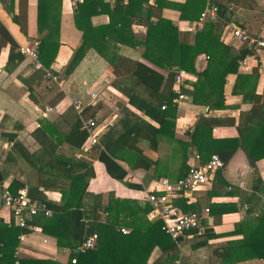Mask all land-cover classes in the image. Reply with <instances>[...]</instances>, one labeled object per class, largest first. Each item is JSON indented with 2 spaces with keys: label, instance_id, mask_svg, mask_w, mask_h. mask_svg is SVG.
Segmentation results:
<instances>
[{
  "label": "crops",
  "instance_id": "1",
  "mask_svg": "<svg viewBox=\"0 0 264 264\" xmlns=\"http://www.w3.org/2000/svg\"><path fill=\"white\" fill-rule=\"evenodd\" d=\"M212 1L221 7L220 11L229 14L225 18L228 23L241 24L240 28L264 38V0ZM185 2L138 0L128 6L115 0L113 4L102 3L93 8L74 7L68 0H0V189L7 187L14 191L17 186L25 189L27 184H32L45 201L59 204V192L67 182L44 169L41 158L43 152H54V156L91 167L93 177L86 186L89 197L84 203V222L93 217L102 221L105 214L91 213L95 196H101L102 203L110 195L143 204L145 190L151 183L159 179L175 182L190 166L202 162L190 138L198 120L211 124V141L238 137L237 126L244 124L245 116L254 106L257 114L258 98L264 99V52L243 56L237 61L236 72L226 73L222 86L225 108L213 111L193 104L187 95L197 80L195 75L182 70L184 77L176 85L171 75L177 69L166 54L158 50L154 57V52H150L151 60L144 57L141 42L146 37L147 25L158 20L168 22L176 30L180 43L193 44L211 4L209 0H204L202 5L199 0H192L190 10L180 18L177 8ZM221 34L222 29L219 42L229 48L227 54L233 57L241 49L240 44L222 38ZM40 45L44 48L38 62L48 64L45 67L40 63L55 76L54 83L44 80L41 72L32 69L31 61L19 53L20 48L27 46L35 48L38 54ZM78 49L77 62L68 68ZM241 60L244 65L240 64ZM207 61V56L198 55L193 62L194 72L201 73ZM143 67L150 73L142 70ZM213 69L217 86L220 75L228 67L226 63L215 64ZM238 77L243 80L236 86ZM180 89L185 97L175 105H166L161 110L166 114L155 109L157 102H165L166 97ZM91 92L98 95L94 101L88 97ZM251 94L257 98L252 103L248 100ZM75 99L82 103L80 117L95 122L98 145L87 151L74 150L64 142L65 136L79 124L71 105ZM46 108L51 111L44 115ZM12 134L18 144L16 148L7 140ZM102 143L116 150L113 160L126 172L122 182L110 178L98 160ZM257 148L264 150V146ZM219 172L202 190L170 201L180 214H198L199 232L211 236L206 245L198 248L195 244L203 241V237L194 233L181 236L177 262L264 264L247 247L238 245L264 207L261 194L264 157L251 167L241 148H237ZM3 225L14 227L9 211L0 203V227ZM17 242L13 252L16 260L30 258L59 264L68 261L69 250L57 248L55 240L43 234L39 226L17 236ZM226 246H230L226 257L215 256L216 249ZM158 256L154 250L148 264Z\"/></svg>",
  "mask_w": 264,
  "mask_h": 264
},
{
  "label": "trees",
  "instance_id": "2",
  "mask_svg": "<svg viewBox=\"0 0 264 264\" xmlns=\"http://www.w3.org/2000/svg\"><path fill=\"white\" fill-rule=\"evenodd\" d=\"M136 1L138 0H128L127 4L129 6ZM191 1L192 0H186L183 6L177 8L180 11V18L184 17V12L190 10L189 7H191L193 3ZM199 1L201 5L204 4V0ZM209 3L211 6L214 5V7L217 8L218 17L215 21L204 19L201 30L195 34L193 44L188 45L180 43L177 39L176 30L168 22L161 20H158L156 24L147 25L146 37H144L141 44H143L145 48L144 57L146 59H150V52H154V57L156 51L160 50L163 54H166L165 57H167V60H170L177 71L185 70L195 75L197 80L192 88L188 90L187 95L190 97L193 104L206 106L208 110L213 111L225 108L222 98L224 76L227 72L235 73L237 61L249 54V52L240 45L241 49L233 57L227 54L229 48L224 47L219 42L218 38L221 29L229 20L224 19L219 14L221 7L212 0H209ZM98 4H102V2L100 0H86L76 6L90 5L95 8ZM199 13L197 15H199ZM238 26L242 27L241 24H238ZM38 31H40L39 28ZM246 33L250 36L257 35L247 31ZM43 48L42 45L38 47V58L39 55L43 56ZM79 52L80 49L74 53L68 68H72L75 65ZM200 54L207 56L208 61L205 69L197 74L193 70V62ZM224 55H226V59ZM40 63L45 67L48 66V64H43L41 61ZM225 63L228 69L220 75L219 83L215 86L214 82L217 75H215L216 72L213 66L215 64L221 65ZM141 69L145 70L146 73H150L145 67ZM171 77L174 79L173 74ZM241 80L243 79L238 77L236 86L239 85ZM179 95L182 96V98L185 97L182 93V89L176 94H170L166 97L165 102H157L155 109L160 111L162 115L166 114V112H161L160 106H164L165 109L167 108L165 107L166 105H175L172 101L176 100ZM243 98L245 99L244 95ZM256 99V96H253V94L248 98L251 103ZM258 99H260V102H258L260 111L255 114L256 106H254V110L253 108L251 109L250 113L245 116L244 124L242 126H237L236 130L238 137L236 139L219 142L211 141V138H209L211 124L201 119L198 120L190 138L191 144L201 156V163L207 161L210 155L216 152L219 153L217 157L224 165L237 148H241L251 167H254V163L258 159L264 157V150L261 151L260 148H257L259 146H264V99ZM149 106L154 109L153 105ZM144 112L147 111L144 110ZM254 115L256 116L254 117ZM7 140L12 142L13 148L18 146L15 141V134L7 136ZM86 140L87 136L80 130L78 123L64 138V142L70 145L74 150H81ZM214 144H217L216 147ZM100 145L102 150L99 152L98 160L104 166L106 174L110 178L122 182L126 172L113 160L116 158V150H110L103 143ZM53 153L54 152H43L41 158L44 160V169H48L50 174L54 177L63 178L67 182L64 185L65 189L59 192L60 202L57 205L51 204L43 199L41 191H39L36 186L32 184L26 185L25 191L27 198L44 210L49 211L50 216L46 217L40 214L32 217L27 222V229H19L11 225L10 227H6L5 225L1 226L0 264H59L51 260H36L30 258L16 260L13 258L14 248L18 243L17 236L27 234L28 229L35 226H39L43 234L53 238L57 248L68 249V260L75 259V264H148V259L154 250L159 253V256L151 264H174V262L178 260L177 243L179 238L175 242L172 241L162 231L160 221L147 220L146 215L150 211V207L146 202L138 204L134 201L114 199L112 196L107 195L105 203H102V197L95 196L92 201L91 213H101L106 216L102 221L93 217L89 221L84 222V203L89 197L86 193V186L88 180L93 177L91 167L87 164L75 162L72 159L62 156H54ZM8 157H11V154H8ZM8 162L10 161L8 160ZM219 175L220 172L218 171L215 177ZM17 187L18 188H15L14 191H10L15 193L22 188L21 186ZM261 194L264 197V191H261ZM120 228L127 230V233L121 234L119 232ZM234 232H237V230ZM192 233L204 239L195 244L196 248L206 245L207 238L211 237L208 233ZM92 234L96 235L95 248L86 251L84 254L74 253L81 242ZM238 245L247 247L255 256V259L264 261V207L255 223L252 224L249 233L243 237ZM229 247L230 246H226L216 249L214 252L215 256L221 259L226 257ZM65 264L70 263L67 261Z\"/></svg>",
  "mask_w": 264,
  "mask_h": 264
},
{
  "label": "built area",
  "instance_id": "3",
  "mask_svg": "<svg viewBox=\"0 0 264 264\" xmlns=\"http://www.w3.org/2000/svg\"><path fill=\"white\" fill-rule=\"evenodd\" d=\"M68 1L75 7L86 0ZM100 1L108 5L115 2V0ZM120 1L124 4L128 2V0ZM217 14V8L214 6H209L205 12L209 21H215L218 17ZM221 37L236 40L247 52H249L247 55H254L256 52L260 51L264 52V38H261L259 35L250 36L245 30L233 23H228L222 28ZM19 53L31 61L32 69L41 72L44 80L53 83L56 81L52 72L42 68L38 62V54L35 48L27 46L22 47L19 49ZM240 64L244 65V60H241ZM183 77V71H176L174 73V84L179 85ZM88 97L90 101H94L97 99L98 95L95 92H91L88 94ZM179 99H182V96L179 95L177 99L172 102L176 104V101ZM81 104L80 99H75L71 103L74 111L79 117V128L87 136L86 143L81 150L87 151L97 146L98 140L96 137L94 120H84L80 117ZM160 110H164V106H160ZM50 111L51 109L46 108L44 110V115ZM194 159L199 160V157L195 156ZM222 169V162L215 154H212L207 161L190 166L185 175L175 182L159 179L151 183L145 190L144 197V201L150 207V211L146 215L147 220L160 221L162 231L174 242L186 233L196 232V234H198L200 229V216L196 213L180 214L177 209L171 205L170 201L173 197H179L188 192L202 190V188L208 184L211 177ZM0 203L4 209L9 211L14 226L19 229H27V222L34 216L42 214L47 217L50 215L49 211L44 210L27 198L25 189H19L15 193H12L7 187L2 188L0 192ZM119 232L121 234H126L127 230L120 228ZM19 239L21 240V237H19ZM95 245L96 235L92 234L81 242L80 246L76 249L77 253L84 254L86 251L94 249ZM68 261L70 264H75V259H70ZM174 264H178V262L176 261Z\"/></svg>",
  "mask_w": 264,
  "mask_h": 264
},
{
  "label": "water",
  "instance_id": "4",
  "mask_svg": "<svg viewBox=\"0 0 264 264\" xmlns=\"http://www.w3.org/2000/svg\"><path fill=\"white\" fill-rule=\"evenodd\" d=\"M219 14L225 19L227 17H229V14L227 12H224L223 10H221L219 12ZM74 253H77V250L74 251Z\"/></svg>",
  "mask_w": 264,
  "mask_h": 264
}]
</instances>
